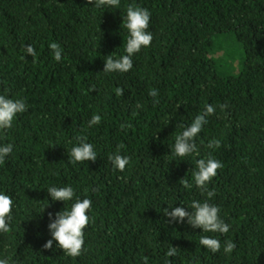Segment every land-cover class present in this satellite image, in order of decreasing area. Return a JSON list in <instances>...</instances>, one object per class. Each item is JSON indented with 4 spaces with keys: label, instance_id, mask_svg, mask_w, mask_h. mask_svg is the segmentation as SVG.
I'll return each mask as SVG.
<instances>
[{
    "label": "trees",
    "instance_id": "obj_1",
    "mask_svg": "<svg viewBox=\"0 0 264 264\" xmlns=\"http://www.w3.org/2000/svg\"><path fill=\"white\" fill-rule=\"evenodd\" d=\"M129 4L150 11L151 46L133 56L130 71L104 73L106 56L126 54ZM52 42L63 49L60 62ZM0 94L28 106L0 137V145H13L0 165V192L14 202L11 231L0 233V259L264 264V0H120L119 8L100 9L87 0H0ZM221 104L228 107L222 111ZM205 105L215 114L196 138L199 154L174 156L176 135ZM93 115L102 120L89 127ZM79 135L93 144L96 162H70ZM212 139L221 142L218 149L207 147ZM119 145V154L130 157L123 172L109 160ZM209 155L223 164L208 186L211 199L180 182L194 183L196 161ZM50 186H71L92 201L79 257L54 240L52 250L43 248L51 239L48 213L54 219L72 203L53 202ZM193 200L218 206L229 232L204 233L186 219L167 223L164 208L191 211ZM202 235L218 239L220 251L202 246ZM228 240L236 245L231 254L223 250ZM170 245L175 257L165 255Z\"/></svg>",
    "mask_w": 264,
    "mask_h": 264
},
{
    "label": "clouds",
    "instance_id": "obj_2",
    "mask_svg": "<svg viewBox=\"0 0 264 264\" xmlns=\"http://www.w3.org/2000/svg\"><path fill=\"white\" fill-rule=\"evenodd\" d=\"M87 4L93 5L95 8H119L120 0H87ZM151 13L147 8H142L135 4H129L126 9V18L123 22L124 27L128 30V39L125 45V55L115 59L111 54L104 59V73H126L133 68V56L138 54L142 48L151 46L153 40L152 33L148 30L150 25ZM53 57L57 62L62 60L63 49L56 43L49 44ZM28 55L33 58L37 53L35 49L28 45L25 49ZM90 91H95L94 86ZM123 88L115 89L116 96L123 95ZM149 96L158 97L157 89H150ZM159 103V100H155ZM27 104L23 99H11L6 95L0 94V137H3L9 129L13 127V122L18 114L27 111ZM137 108L142 105L137 103ZM223 111L228 107L227 104L219 106ZM215 114L213 105H205L204 111L198 114L190 125L184 127L182 133L176 135L173 146V155L184 158L192 155H198L199 149L196 144V138L203 130L204 125L208 123V117ZM100 115H93L88 121V126L92 127L101 123ZM122 129L131 128V124H122ZM76 145L71 148L70 162L73 164L84 163L87 161L96 162L97 153L94 150L93 144L87 142V137L79 135L75 137ZM221 142L217 139H212L208 142V148H219ZM123 145H119L116 154L110 155L109 160L115 169L123 172L126 166L130 163V157L119 154ZM13 152L11 143L0 145V165L5 164L6 158ZM221 161L214 159L209 155L207 159H198L196 161V171L192 174L194 183H190L187 179H181V184L185 189H192L195 185L202 194H206L208 199H211L215 192L209 190V184L217 175L219 169H222ZM47 193L53 202L60 201L72 202L69 209H63L56 212L53 219V213H48L50 223L48 230L51 234L43 248L47 250L53 249V240L57 242V247L72 258L81 256L85 251V229L92 222V218L88 213L92 210V201L88 198L80 199L76 196L75 190L71 186L56 187L50 186L47 188ZM14 202L10 195L0 192V233H8L10 229V221L13 218ZM171 208V211H169ZM164 208L163 213L167 218V223H183L186 219L187 223L193 229H201L204 233H220L227 234L230 225L225 223L220 218V209L218 206L204 202L193 200L188 206L191 211L181 207ZM200 244L211 253L215 254L220 251L222 245L216 238L208 235H202ZM236 248L233 241L225 242L223 250L226 254H231ZM166 257H175L177 255V247L169 246L166 252ZM0 264H9L8 259H0ZM144 264H147V257L144 258ZM166 264H172V261L166 260Z\"/></svg>",
    "mask_w": 264,
    "mask_h": 264
}]
</instances>
